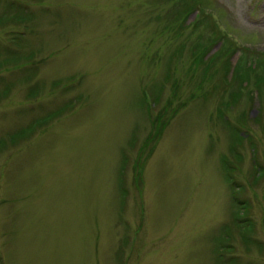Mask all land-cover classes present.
<instances>
[{"label": "rangeland", "instance_id": "1", "mask_svg": "<svg viewBox=\"0 0 264 264\" xmlns=\"http://www.w3.org/2000/svg\"><path fill=\"white\" fill-rule=\"evenodd\" d=\"M34 124L0 264H264V0H0V141Z\"/></svg>", "mask_w": 264, "mask_h": 264}, {"label": "trees", "instance_id": "2", "mask_svg": "<svg viewBox=\"0 0 264 264\" xmlns=\"http://www.w3.org/2000/svg\"><path fill=\"white\" fill-rule=\"evenodd\" d=\"M24 28V30H27V27H23ZM218 29V28H217ZM219 30V29H218ZM29 32V31H28ZM20 34L21 35H24V34H22L21 32H20ZM16 35V34H15ZM224 37L226 38L227 36L226 35H224ZM16 39H18L19 40V38L16 36ZM234 45V44H233ZM236 50V49H235ZM197 51H195L194 53H196ZM149 98H150V96H149ZM145 99H146V97H145ZM145 101H147V100H145ZM150 101H151V99H150ZM152 104H153V101H152ZM45 122H47V119L46 120H42V121H39L37 124L38 125H42V124H44ZM37 125V126H38ZM35 127H36V124H34V125H32L31 127H29V128H27V129H23V130H21V131H19V132H17V133H14V134H12V135H8V137H9V140H7V141H0V149L1 148H4L6 145H7V143H8V145H15L17 142H19V141H21V140H27V139H29L30 138V133H31V131L32 132H34L35 131Z\"/></svg>", "mask_w": 264, "mask_h": 264}]
</instances>
